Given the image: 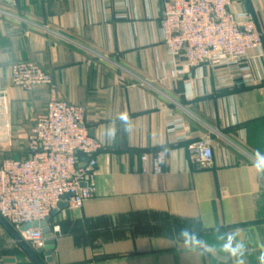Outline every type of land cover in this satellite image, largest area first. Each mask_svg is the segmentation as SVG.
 Returning <instances> with one entry per match:
<instances>
[{"label": "crops", "instance_id": "crops-1", "mask_svg": "<svg viewBox=\"0 0 264 264\" xmlns=\"http://www.w3.org/2000/svg\"><path fill=\"white\" fill-rule=\"evenodd\" d=\"M17 4L0 2V166L28 156V137L47 111L48 89L12 86L22 61L49 72L63 100L87 108V133L104 146L95 197L51 218L55 249L50 263L41 260L264 264V86L232 92L239 73L208 65L176 77L187 59L173 60L162 42L164 0ZM231 11L254 14L264 34V0H241ZM252 69L264 83V58ZM176 122L184 127L169 132ZM208 135L214 166L198 170L188 147ZM160 151L164 173L143 175L140 157ZM0 264H35L1 225Z\"/></svg>", "mask_w": 264, "mask_h": 264}, {"label": "built area", "instance_id": "built-area-1", "mask_svg": "<svg viewBox=\"0 0 264 264\" xmlns=\"http://www.w3.org/2000/svg\"><path fill=\"white\" fill-rule=\"evenodd\" d=\"M240 1L164 0L162 42L173 60L182 54L187 59V64L176 70V77H183L193 69L198 73L208 65L239 73V88L263 83L255 76L252 63L264 58V34L259 31L254 14L231 11ZM0 2L12 9L18 6L17 0ZM11 82L13 87L26 92L43 88L49 91L47 111L37 117L28 137V156L6 159L0 166V217L18 232L22 242L39 249L47 241L42 228L31 227L24 232L22 228L46 222L61 203L79 210L92 200L97 191L98 156L104 146L87 133V108L63 100L53 76L37 63L15 64ZM190 91L188 82V99H192ZM6 100L7 93L0 92L3 107ZM0 114L5 116L7 111ZM183 127V123H171L169 132ZM188 152L196 169L214 166L210 135L189 145ZM140 162L143 175L160 176L165 171L167 156L161 151L143 154ZM54 230L57 232L58 228Z\"/></svg>", "mask_w": 264, "mask_h": 264}, {"label": "water", "instance_id": "water-1", "mask_svg": "<svg viewBox=\"0 0 264 264\" xmlns=\"http://www.w3.org/2000/svg\"><path fill=\"white\" fill-rule=\"evenodd\" d=\"M67 198H70V196H67ZM68 208L67 203H61L58 207V210L55 211L50 218L46 220V222L41 223L38 225L37 223H34L32 225H26L22 228V232L30 229L31 227L38 228L41 227L43 230V234L46 236L47 241L44 244L43 248L39 249H31L27 246L26 243L22 242L19 235L15 233L11 227L0 217V225L6 229L10 235L15 239V241L23 248L25 253L34 261L35 264H45L40 257L45 258L46 263H50L52 261V252L55 249V241L51 239V229L48 227V224L51 221V218L55 216L59 211L64 210Z\"/></svg>", "mask_w": 264, "mask_h": 264}, {"label": "trees", "instance_id": "trees-1", "mask_svg": "<svg viewBox=\"0 0 264 264\" xmlns=\"http://www.w3.org/2000/svg\"><path fill=\"white\" fill-rule=\"evenodd\" d=\"M261 86H264V83L260 84V85H257V86H254V87H261ZM248 88H251V87H240V88H236V89H233L232 92H235V91H241V90H246Z\"/></svg>", "mask_w": 264, "mask_h": 264}]
</instances>
